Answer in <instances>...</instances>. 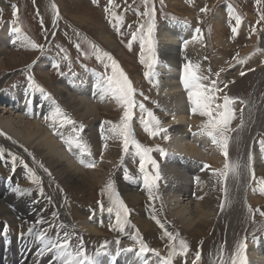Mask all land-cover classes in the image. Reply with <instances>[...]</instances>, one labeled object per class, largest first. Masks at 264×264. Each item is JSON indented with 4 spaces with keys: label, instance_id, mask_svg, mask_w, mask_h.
<instances>
[{
    "label": "bare ground",
    "instance_id": "1",
    "mask_svg": "<svg viewBox=\"0 0 264 264\" xmlns=\"http://www.w3.org/2000/svg\"><path fill=\"white\" fill-rule=\"evenodd\" d=\"M214 19L215 26L220 27L221 14L217 13ZM157 36L158 63L152 79L159 106L155 113L159 129L166 130L159 131V143L167 135L168 152L165 160L159 163L161 176L152 189V197L144 187L142 174L137 177L139 179L125 178L126 170L135 172V162L139 163V158L133 154L134 148L120 159L121 139L113 136L109 122H95L100 108L122 110V105L109 93L102 92L104 75L84 65L76 75H63L55 84L51 83L61 102L48 91H41L34 76L40 75L50 82L54 64L48 58L36 62L30 70L33 79L30 84L23 82L2 91L6 78L0 81V264H60L55 253L47 248L50 240L62 242L65 234H68L70 250L75 251L82 242L85 254L94 256V264H155L152 255L155 252L164 255L160 245H153L154 253L138 255L140 249L135 246L138 240L126 230L122 233L116 230L114 239L107 244L104 230L115 224V214L107 212L106 202H102V211L101 204L94 202L92 196L77 195L97 191L105 185L110 172H115L117 192L130 204L129 217L138 231L168 233L171 225L167 214L190 237L208 235L209 225L216 219L221 205L219 187L223 179L216 170L223 168L225 157L211 139L202 134L208 118L190 111L181 75L183 65L192 62L208 77L203 83L211 86L209 62L203 59L202 36L194 26L182 22L164 23ZM194 36L197 39L193 40ZM100 38L106 45L115 47L116 41L104 31ZM185 41L189 43L185 45ZM32 43L22 30L17 34L9 24L0 31V52L11 59L10 63L15 61L9 53L13 44L30 50ZM262 46L264 48V40ZM118 53L126 57L121 49ZM4 67L0 58V70ZM228 76L227 82H230L231 77H235L234 72H229ZM263 76L264 70H261L254 93ZM252 99L253 96L249 99V108ZM56 108L60 109V115L54 114ZM255 109V116L246 124L249 132L244 133L241 144L236 206L227 221L220 264H228L238 218L244 209H253L264 201L260 183L264 174V151L259 138L264 130V93ZM65 116L73 123H66ZM93 118L94 122H89ZM136 121L140 122L138 114ZM81 123L86 124L83 127ZM238 123L232 125L236 127ZM66 140L73 141L71 149ZM77 141L80 147L76 146ZM87 163L94 167L84 166ZM246 165L256 175L251 186L248 182L251 171ZM33 175L40 186L33 182ZM17 187L22 189L20 193L13 191ZM70 191L76 194L70 195ZM246 242V264H264V235ZM129 248L132 251H124ZM97 250L100 255H95ZM186 258H193L191 251Z\"/></svg>",
    "mask_w": 264,
    "mask_h": 264
},
{
    "label": "rangeland",
    "instance_id": "2",
    "mask_svg": "<svg viewBox=\"0 0 264 264\" xmlns=\"http://www.w3.org/2000/svg\"><path fill=\"white\" fill-rule=\"evenodd\" d=\"M13 5L16 6L17 11L15 17L12 14ZM201 9H204V11ZM145 11H150L153 15H144ZM217 13L221 14V18H223L221 26H217L220 29L214 23ZM237 18L240 20L239 25L236 23ZM192 20L197 23H193ZM149 22H154L155 25L151 37L153 41V51L151 53H149L147 47L142 51L141 33L137 32V29L143 25V34L146 36ZM174 22L187 23L200 30L199 33L203 41V59L206 58L205 60L209 62V78L211 81H216L217 87L220 89L216 93L218 103H223L224 95H228L236 101L233 105L235 118L229 125L230 147L228 148V159L230 163H240L244 133L249 132L246 124L251 122V119L255 116V108L264 93V76L254 93L261 70H264V48L262 46L264 40V0H259V3L257 0H111V2L109 0H0V31L5 28L6 24H9L11 29L18 28L22 30L32 40V44L43 46L42 50L39 47H31L28 50L21 45L13 44L9 48L10 56L15 59L13 63L9 62L11 61L9 57L2 55L0 52V58L5 63V67L0 70V81L6 78L3 81L2 87L4 88H1V90L7 91L23 82L32 83V72L30 70L36 62H39L42 58H48L51 63L58 65V67L52 66L50 82L40 75L34 74V76L39 81L38 87L40 90L48 91L50 96L61 102L51 83L55 84L63 75L78 74L82 65L93 68L105 77L111 75L112 61L103 56V53H108L125 73L134 89L133 98L136 101V106L131 109L133 136L144 148L151 150L148 155L151 160L156 161L159 169V163L161 164L165 160L168 152L166 141L162 140V143H159L161 139L159 131L155 136H150L144 131L141 119H147L148 117L147 112H141L139 104H144L147 111L152 112L158 120L155 113L159 107L157 91L154 89L155 85L152 80L155 78L158 63L157 34L162 24ZM234 27L237 29L235 33L232 32ZM103 31L111 37L113 42L116 41L114 48L106 45L101 40L100 33ZM133 33H136L137 36L135 40H132ZM130 40H132L131 47H129ZM77 45H79V48H77ZM96 49H99L101 59H97ZM119 49L125 53L126 57L118 53ZM141 55L145 59L151 56L155 65L153 70L148 69L145 64L141 63ZM105 64L108 67H105ZM146 71H152L153 75L146 78L144 75ZM229 72H234L235 77L233 79L231 77L230 82H227ZM241 72L244 73L243 76ZM29 77H31V80ZM252 96L253 99L249 108L247 106H249V99ZM107 110L109 111L107 108H100V116L95 117L96 120L94 118L89 120V122L95 120V122H103L102 124L109 122L111 126L118 125L123 115V106L122 110L113 109L109 112ZM135 113L140 116L138 124V121H136L137 114ZM245 117L247 118L245 119ZM238 121L239 123L234 127L232 123ZM81 124L84 127L86 123ZM159 126L160 123L158 126L152 125L151 127L153 131H157L160 128ZM232 127L234 128L232 129ZM136 128H142L143 131ZM262 131L261 136L259 135L260 142L264 141V130ZM120 142L121 156H119L123 160L124 156L134 147L129 146L128 151L124 152L122 139ZM160 150H163L166 155L161 156ZM133 154L136 155L135 148ZM137 158L139 157L137 156ZM135 166L136 169L134 170L137 174L134 171L131 172V170L125 172L130 178L134 176L131 179L141 177L139 163L135 162ZM145 171L150 176L156 175L151 163L148 161L145 163ZM111 173L113 174L110 175ZM263 175H261L262 180H264ZM255 176L254 172L251 171L248 178L250 186ZM106 177L105 185H101L96 189L97 191L94 190L93 194L77 193V195L92 196L91 199L94 202H106V206H110V193L106 187L110 181L113 185V191L119 197L120 195L116 189L115 172L108 173ZM238 177L229 172L226 178H222L224 182L222 181V185L219 187L222 191L219 204L223 207L219 206V213L209 225L206 237H190L188 234L183 233L181 226L170 219L165 210L166 218L171 225L168 233L173 231V234H171L174 239L170 240L164 233L138 231L132 224L129 215L125 230L131 232L133 237L138 240V243H135L136 247L140 249L141 242L148 247L149 251L145 254L153 252L152 247L154 244L163 248L164 255L159 254L157 256L156 252L152 255L156 261L155 264H160L162 260L168 259L170 250L173 252L171 264H220L224 250L227 221L236 206L235 192L239 181ZM155 184H157V180ZM38 185L39 183L36 184L37 187ZM261 186L264 189V184H261ZM69 193L70 195L76 194L73 191ZM261 203L255 205L253 209L245 208L241 214L242 217L240 215L238 218L228 264H234V261L235 264H239V257L236 253L240 242L243 241L246 244L247 240L264 235V215H261V213H264V201ZM124 204L130 209V204L126 202ZM255 207L256 209H254ZM116 230L118 229H112L111 227L104 230L107 244L114 239ZM181 241L187 245L186 252L181 249ZM169 245L174 248L170 249ZM188 251L193 254L192 259L186 258ZM197 253L200 254L198 260L196 259ZM244 257L246 260V248Z\"/></svg>",
    "mask_w": 264,
    "mask_h": 264
},
{
    "label": "snow or ice",
    "instance_id": "3",
    "mask_svg": "<svg viewBox=\"0 0 264 264\" xmlns=\"http://www.w3.org/2000/svg\"><path fill=\"white\" fill-rule=\"evenodd\" d=\"M111 2V0H109ZM259 3V0H257ZM13 17L17 16L16 6L13 5ZM55 7V6H53ZM204 11V9H201ZM144 15L152 16L153 13L150 11H145ZM237 25L240 24L239 18L236 20ZM143 25L141 28L137 29V32L141 33L140 39H141V48L142 51L145 47H147L149 53L153 51V41H152V33L153 29L155 27L154 22H149L147 26V35L145 36L143 34ZM118 30V29H117ZM199 29H196V32H199ZM237 29L234 27L232 28V32L235 33ZM13 32L19 34L20 29L13 28ZM23 39H27L26 37H22ZM137 38L136 33H133L132 40H135ZM197 39V37H193V40ZM132 40L129 41V47H131ZM29 43H31L29 41ZM189 41H185L184 44L187 45ZM32 48H41L42 45H36L31 44ZM95 48V46L93 45ZM77 48H79V45H77ZM97 52V59H101V56L99 54V49H96ZM103 56L107 58L108 60H111V75H108L104 78V86L102 88V92L109 93L118 104H121L124 108L123 115L120 118V123L118 125H113L110 131L113 133L114 137L121 138L122 144H123V151L127 152L129 149V146H132L135 148V154L139 157V171L142 174L143 177V184L145 189L148 191L149 196L152 197V189L155 186V181L158 180L159 177V169L158 165L155 160H151L149 157L150 149L144 148L138 141L135 140L132 130H131V120H132V112L131 109L136 106V101L134 100V89L132 88L131 82L128 80L125 73L119 68L116 61L112 59V57L108 53H103ZM67 59V57H65ZM141 63L145 64V66L153 70L154 69V63L151 59V56H149L148 59H145L143 55H141ZM54 67H58V65H54ZM105 67H108L107 64H105ZM146 78H150L153 75L152 71H146L144 73ZM217 75H219L217 73ZM241 75L243 76L244 73L241 72ZM31 80V77H29ZM208 77L204 76L199 71V66L188 62L183 65V71L181 75V84L183 88L187 91V97L188 102L190 104V111L193 114L198 113L201 117H207V121L204 125V128L202 129V134L206 135L211 139V142L216 145L221 153L225 157L224 165L222 169H217L216 173L222 177L226 178L231 172L233 175L239 176L240 170H241V164L239 162H229V135L230 132L229 125L235 118L234 108L233 105L236 103V101L232 98H230L228 95L223 96V103H216L217 96L216 93L220 91V89L217 87V82L212 81L211 86L205 85L203 81L207 80ZM41 91H43L41 89ZM147 99V97H145ZM139 107L141 109V112H147V119L142 118L141 124L143 126V129L145 132H147L150 136H155L158 134V131H166L165 129H159L157 131L152 130V125H159V121L154 116V114L150 111H147L144 104H139ZM55 115H60V109L56 108ZM52 117H46V119H51ZM64 121L66 123H73L70 119H68L66 116L64 117ZM164 139L167 140V135L164 136ZM66 144L69 145V148L71 149L73 146L72 140H66ZM261 150L264 151V141H261ZM76 146L80 147L79 141L76 142ZM160 155L165 156L166 153L163 150H160ZM15 160V157L12 158ZM252 156H249V161H251ZM146 161L150 162L152 165V168L156 172V175L150 176L145 171V163ZM81 163H84L83 160H81ZM84 166L86 167H94V164L87 163ZM42 167V165H41ZM205 167H208V165H205ZM245 167H248L249 171H251L250 166L246 165ZM45 172H47V169H44ZM126 179H130V177L125 175ZM33 182L38 183L39 181L35 180V177L33 175ZM261 184H264V180L260 181ZM107 190L109 191V200H110V206L107 207V212L109 214H112L115 212V224L110 225V227H114L119 230V232L125 231V224L127 223V218L129 215V209L125 206L124 202L120 197L113 191V185L110 181L108 185L106 186ZM264 190V189H262ZM14 192L20 193L22 189L19 187L13 189ZM101 204V210L103 211V205L102 202H98ZM223 207V205H221ZM56 214L53 213V216ZM261 215H264V213H261ZM91 219V217H90ZM39 222V221H38ZM159 223V221H157ZM31 231V229H30ZM167 237L171 240L174 239L171 233H166ZM40 239H43V236L40 237ZM119 243V242H117ZM181 243V249L182 251H187V245L184 244L183 241ZM50 247L47 248V251L54 252L55 258L57 261L60 262V264H94V256L93 255H86L85 251L83 250L82 242L76 246V250L72 251L70 250V241L68 239V234H65V238L62 242H58L57 240H50L49 241ZM105 247L104 245H101V248ZM172 245H169V248L172 249ZM246 244L242 241L238 244L237 253L236 255L239 257V264H246V260L244 257ZM124 251H132V249H125ZM149 251L148 247L144 245L142 242L140 244V251L138 255H141L145 252ZM119 254V250L118 253ZM95 255H100V251L97 250ZM158 256L159 253H156ZM173 255V252L170 250L168 253V259H164L160 262V264H171V257ZM200 258V254L197 253L196 259L198 260ZM235 264V261H234Z\"/></svg>",
    "mask_w": 264,
    "mask_h": 264
}]
</instances>
